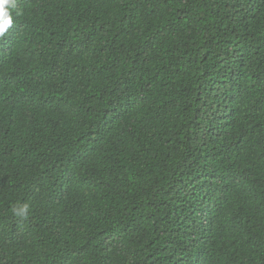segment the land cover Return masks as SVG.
<instances>
[{"label":"trees","instance_id":"16d2710c","mask_svg":"<svg viewBox=\"0 0 264 264\" xmlns=\"http://www.w3.org/2000/svg\"><path fill=\"white\" fill-rule=\"evenodd\" d=\"M14 5L0 264H264V0Z\"/></svg>","mask_w":264,"mask_h":264},{"label":"clouds","instance_id":"9594fccd","mask_svg":"<svg viewBox=\"0 0 264 264\" xmlns=\"http://www.w3.org/2000/svg\"><path fill=\"white\" fill-rule=\"evenodd\" d=\"M14 6V0H0V37H3L13 25V16L10 9ZM14 211H16L17 215H26L28 206H20Z\"/></svg>","mask_w":264,"mask_h":264}]
</instances>
